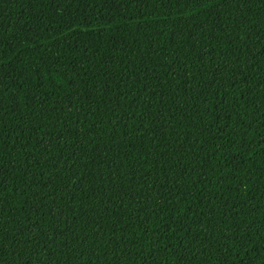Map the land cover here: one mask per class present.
Returning <instances> with one entry per match:
<instances>
[{"label":"trees","instance_id":"1","mask_svg":"<svg viewBox=\"0 0 264 264\" xmlns=\"http://www.w3.org/2000/svg\"><path fill=\"white\" fill-rule=\"evenodd\" d=\"M0 264H264V0H0Z\"/></svg>","mask_w":264,"mask_h":264}]
</instances>
